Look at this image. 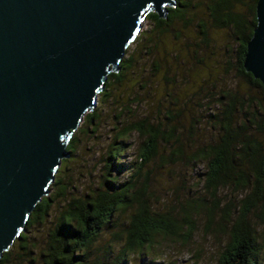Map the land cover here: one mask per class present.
I'll use <instances>...</instances> for the list:
<instances>
[{"label":"rangeland","instance_id":"obj_1","mask_svg":"<svg viewBox=\"0 0 264 264\" xmlns=\"http://www.w3.org/2000/svg\"><path fill=\"white\" fill-rule=\"evenodd\" d=\"M188 1L191 3V12L187 18L192 21L186 28H183L182 23L174 22L172 33L158 34L153 30V25L146 18L143 19L136 39L124 55L125 58L133 57V69L122 72L120 84L111 80L105 96H101L103 92L97 96L96 107L84 115L69 140V143H74V153L61 163L55 175L61 181V187L66 188L65 195L56 196L60 188L49 187L48 195L44 197L51 199L52 203L47 209L46 218L25 227L27 242L23 246L28 251L21 250V244L16 240L8 250L11 254L9 264H44L48 235L55 228L60 214L69 208V203L92 195L96 189H102L105 178H114V181L123 183L134 175L142 157L146 156V136L133 132L120 140L119 134L126 126L146 122L160 125L165 130L173 124L176 136L185 146L184 155L202 143L218 142V125L211 122L209 115L213 112L221 115L222 107L227 102V99H222V102L219 100L222 94L235 91L242 93L246 89L235 68L238 44L231 29L212 26L202 0ZM246 15L249 17L248 10ZM199 22L207 24V46L201 44ZM177 31L181 35L178 41L175 40ZM179 48V54L176 55ZM163 53L166 60L160 61ZM165 76L169 79L167 82L164 81ZM187 91L196 93L185 99V103L176 102ZM89 113L95 114L92 124L86 117ZM169 113L173 121L169 120ZM191 119L197 126L195 135L189 131ZM121 141L124 145L118 148ZM171 145L174 146V142ZM172 146L159 141L160 153L165 157L170 155ZM147 148L149 151L150 148ZM118 149L121 150L116 161L124 165L121 173H116L115 167L110 165V157ZM147 171H150L151 212H164L171 207L177 209L192 195H205L206 162H190L183 158L167 164L151 160L142 174ZM252 188L254 180L250 177L248 185L239 182L220 189L217 194L220 208L214 213L211 224H208L206 213L202 212L195 219L196 229L188 243H170L167 239L158 238L153 251L146 250L142 256L135 255L130 264H221L232 241L233 226ZM245 205L248 212L244 219L256 231L260 245L259 264H264V201L256 202L253 206ZM130 213L115 217L112 226L101 231L92 246L94 255H99L105 244L114 246L119 243L114 233L129 222Z\"/></svg>","mask_w":264,"mask_h":264},{"label":"water","instance_id":"obj_2","mask_svg":"<svg viewBox=\"0 0 264 264\" xmlns=\"http://www.w3.org/2000/svg\"><path fill=\"white\" fill-rule=\"evenodd\" d=\"M176 0H0V259L55 180L72 134L147 13ZM243 68L264 87V0Z\"/></svg>","mask_w":264,"mask_h":264},{"label":"trees","instance_id":"obj_3","mask_svg":"<svg viewBox=\"0 0 264 264\" xmlns=\"http://www.w3.org/2000/svg\"><path fill=\"white\" fill-rule=\"evenodd\" d=\"M202 2L209 12L213 27L231 29L238 44L235 68L246 86L242 93L235 91L222 94L219 100L222 102V99H227V102L222 107L221 115L214 112L209 115V118H212L211 122L218 125L220 132L218 142L202 143L184 155L185 146L176 136L173 124L165 130L161 129L160 125L146 122L132 123L123 128L119 134L120 140L133 132L146 136L144 143L146 156L142 157L134 170V175L123 183L114 181V178L112 180L105 178L102 189H96L92 195L69 203V208L60 214L55 228L48 235L44 264H130L135 255L142 256L146 250L153 251L158 244V238L167 239L170 243L186 244L196 229L195 219L200 213H206L208 224L213 222L214 213L220 208L218 191L239 182L248 185L250 177L254 180V188L242 204L241 215L233 226L231 244L225 251L221 264H259L260 245L256 231L244 219L245 213L248 212L245 204L253 206L256 202L264 201V87L243 68L247 42L256 25L257 0H202ZM168 10L167 19H160L156 13H147L145 16L158 34L172 33L174 22L182 23L183 28L191 24L192 20L187 18L191 12V3L188 0H177L176 8ZM247 10L249 17L246 15ZM198 27L201 44L207 46L209 41L207 24L199 22ZM180 36V31L175 32V40L178 41ZM151 40L152 38L149 41ZM179 51L180 48L176 55ZM159 60H166L164 53ZM133 62L132 56L124 57L120 64V72L109 74L101 96H105L111 80L120 84L122 72L132 70ZM157 64L159 65L158 62ZM168 80L165 76L164 81ZM192 93L196 91L189 93L187 91L184 97L176 99V102L185 103V99L191 98ZM94 115L89 113L86 116L90 124L95 119ZM169 120H172V115ZM188 126L192 135L198 132L192 119ZM159 141L170 147L171 142H174L169 156L165 157L160 153ZM123 145L121 141L118 148ZM147 147L150 148L149 151ZM66 150L73 154L74 143H68ZM120 150L115 151L110 157V165L112 168L115 167L116 173L124 171V165L116 161ZM183 158L190 162H206L207 172L204 174L203 185L205 195H192L178 205L177 209L171 207L164 212H151L150 171L142 174L146 164L151 160L169 164ZM51 186L60 188L56 196L65 195L66 188L61 187L58 178L55 177ZM51 203V199L43 197L32 212L26 227L45 219ZM128 212H131L129 222L121 225L122 229L114 233V238L119 240V243L114 246L110 243L105 244L99 255H94L92 246L101 231L112 226L115 217L118 218L119 215ZM26 235L22 232L17 239L21 244V250L24 251L27 250L23 246L24 242H27ZM10 255L8 251L4 252L0 264H9Z\"/></svg>","mask_w":264,"mask_h":264}]
</instances>
